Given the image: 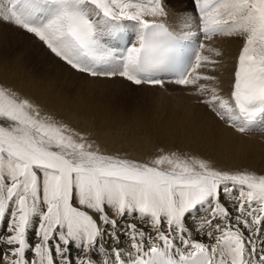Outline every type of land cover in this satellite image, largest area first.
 Listing matches in <instances>:
<instances>
[{
    "label": "snow or ice",
    "instance_id": "1",
    "mask_svg": "<svg viewBox=\"0 0 264 264\" xmlns=\"http://www.w3.org/2000/svg\"><path fill=\"white\" fill-rule=\"evenodd\" d=\"M185 10L171 15L186 20ZM197 10V39H243L229 96L200 84L199 103L236 132L250 131L264 121V0H194ZM148 15L169 16L164 0H0V19L36 36L78 73L138 86L163 85L169 73L177 85L216 80L190 79L202 61H216L196 51L185 66L188 37ZM125 20L139 25L138 40L117 47ZM89 149L68 125L0 85V221L7 226L0 264H96L95 249L107 257L103 264H264V175L175 153L150 166ZM128 217L140 223L125 227ZM201 233L215 243L201 242Z\"/></svg>",
    "mask_w": 264,
    "mask_h": 264
},
{
    "label": "bare ground",
    "instance_id": "2",
    "mask_svg": "<svg viewBox=\"0 0 264 264\" xmlns=\"http://www.w3.org/2000/svg\"><path fill=\"white\" fill-rule=\"evenodd\" d=\"M177 7L186 9L185 11L180 13L182 17L187 18L186 20L177 21L176 18L171 15L176 11ZM191 10V4L189 5L187 2L179 3L173 7L167 6V13H169V16L163 18L145 16V19L149 21H165L175 31L179 32L187 20L190 21L192 18H194V23L191 24L188 29L183 31V34H185L186 36H192L193 34L195 35L199 29L197 27L198 19L195 17ZM122 25L123 27H127L131 34L134 33L136 28H139V25L135 21L125 20L122 21ZM215 38H213V41H211V45L215 50H218L221 55L215 56L216 63L214 64H204L205 61H202L201 67L195 69L194 77L197 75L200 76V70L202 69L203 65H205L207 66V68H210L206 71L207 76H214L216 77V80L209 81L205 79H199L195 84L194 90L191 87L187 89V87H183L172 82L166 83L162 87L149 86L144 84L140 85L147 88L158 89L159 92L169 91L168 88H171L174 93L177 92L184 95L181 96V101H175L183 105L184 108H182L181 113L179 114L177 111L174 112L173 108H167V106H163V102L160 101L159 104H156L154 106V111H151L150 114L144 115L137 112L143 116V119L138 118V120L134 122L132 126L136 128L147 125L154 126L156 132L161 134L160 136L165 137L166 139H171L170 137L172 136L169 137V134L177 129L179 135L182 136L183 139H177L174 136L176 139L172 137L173 139L171 140L179 141V143H181L180 148L190 149L187 151L194 154L205 153L214 156L217 160H224V156L228 148H230L233 152L241 151L244 148V160L240 164L243 165L241 167V172H250L256 175H264V153L260 152L264 149L259 148L260 151L258 152L256 150L258 146L254 144L256 143V140L253 139V137L255 138V136L259 135H256V132L252 133L251 135H243L241 133H238L229 128L225 123L219 121L218 118L215 117L214 114H212L203 105L197 104L196 100L200 99L197 94V89L199 88L200 84L217 87L220 91H222L223 94L229 93V90L232 86L233 75L235 71V64L233 65V59L236 60L238 57H235L234 55H236L238 51L236 49L238 47L237 45H239V42L235 40V37H221L217 39ZM207 42L209 41L203 39V43L207 46L205 49H201V54L203 56L205 55L204 53H206V50L210 48V45L206 44ZM42 44L43 43L40 42L39 39L37 40L34 36H32V34L25 32L17 26H13L11 24L4 25L0 20V79L6 82L5 85L9 81H11V83H14L12 82V79H14L13 81H15V84H22L29 90L37 93V96L45 99L47 103L43 104V106L46 105L48 108H43L40 105L42 108L41 110H51V108L57 109L58 111L62 110L68 115L72 122L77 121L76 119L82 118L85 120L80 119L78 121L81 122L83 126L88 125L89 122L86 121V119L88 120L89 117H92V115L87 114V108H105L106 105L101 104L97 100L91 99L90 95L84 91L85 93L77 95L73 101V104L69 106L61 102L60 98L58 97L59 95L57 96V93L60 91L66 92L65 88L69 87L68 84H71V82L76 83L75 81L81 79H84L88 82L87 86H89L91 83H115L117 85L125 81L126 79L119 76L95 78L85 77V75L83 76L81 73H78L77 71L71 69L70 66H68L65 62L52 54L47 49V47ZM29 59L33 60L32 62H34L35 64L32 65L29 62ZM43 69H45V71H43ZM22 72L25 74H23L24 76L22 75ZM204 76L205 75H201V77ZM127 82L129 83L128 85L131 86L132 83L130 84L129 81ZM56 87H59V89H53ZM18 89L19 88L16 87L14 91H19ZM188 90H192V92L187 93L189 92ZM47 97H49V99ZM190 100L194 104H191ZM195 106H197L198 109L192 108ZM201 109H204L203 112L206 114H204ZM163 111L167 116H164L162 114ZM147 117L149 118L147 119ZM207 119H210L212 121L213 128L219 133V136H214L211 131H205ZM250 137L255 142H252V140L249 139ZM245 151H247L248 153H245ZM132 154L135 153H131V155ZM133 157L138 158L137 155ZM192 158L202 157L199 155H192ZM138 162L145 163L141 160H139ZM227 172L236 173V171ZM201 212L203 213V209L201 210ZM125 220L121 221L123 225L125 224ZM136 220H138V218H136ZM138 221L134 222L140 223ZM145 227H147L146 224ZM6 232V221H0V235L6 234ZM148 232L152 235V237H155V232L153 229L148 228ZM29 238L35 241V233L30 231ZM193 238L197 237L194 236ZM198 239L206 244L215 243L214 239L205 237L203 233L199 235ZM122 242H129V239L126 235H122ZM151 242V240H148L149 245L151 244ZM124 247L125 246H123L125 253V249L127 248ZM29 255L31 256L32 253L29 252ZM71 255L73 258L78 255V252L75 248L72 249Z\"/></svg>",
    "mask_w": 264,
    "mask_h": 264
},
{
    "label": "rangeland",
    "instance_id": "3",
    "mask_svg": "<svg viewBox=\"0 0 264 264\" xmlns=\"http://www.w3.org/2000/svg\"><path fill=\"white\" fill-rule=\"evenodd\" d=\"M164 1H166L167 6H170V7H173L179 3H185V2H187L189 5L191 4L189 2L191 0H173V4H168L167 0H164ZM167 6H166V12H167ZM148 16H151V15H148ZM155 17L163 18L166 16H155ZM193 23H194V18H192L190 21L187 20L184 23L181 30L184 31L188 29L189 26ZM3 24L10 25L11 23L10 24L3 23ZM221 37H226V36H220L217 38H221ZM235 40L239 42V45H237L238 47L236 49L238 51L236 55H234L235 57H237L239 56V53L243 47V39L235 37ZM206 44H209L210 48L214 49L211 45V41L207 42ZM204 54H205L204 56H207L209 58V61H216L215 59L216 54L214 51H209L207 49L206 53ZM30 60L31 59H29V62L32 65H34L35 63L32 62L33 60L31 61ZM236 60H238V57ZM236 60L233 59V65L235 64V68L237 65ZM208 63H209L208 61H205L204 64H208ZM209 69L210 68H207V66L203 65L202 69L200 70V76L201 75L207 76L206 71ZM43 71H45V69H43ZM23 74L24 73L22 72V75ZM82 75L84 76V74ZM85 77H88V76L85 75ZM13 80L14 79H12V82L14 83H11V81H9L5 85L6 82L0 79V85H4L12 91H14V89L17 87L19 88L18 89L19 91H14V92L18 96H20L21 98H28L29 100L37 104L40 107V109H42L41 106L43 108H48L46 105L43 106V104L47 103L45 99L37 96L36 95L37 93H34L33 91L29 90L24 85L19 84V83L15 84V81ZM75 82L76 83L71 82L72 85L68 84L69 87L65 88L66 92L60 91L61 94L60 92L57 93V96L59 95L58 97L60 98L62 103H65L66 105L70 106L73 104V101L77 95H80L86 92L90 95L91 99L97 100L101 104H105L106 105L105 108H98V107L97 109L87 108V114L92 115V117H89L90 120L86 119V121L89 122L88 125L86 126H83L82 123L78 121L80 119L81 120H85V119L80 118V119H76L77 121L72 122L71 119L68 117V115L62 110L58 111L57 109H53V108H51V110L43 109L42 116L51 117L57 122L68 125V127L72 130L74 134H79V136H83L84 140L88 144H91V149L100 150V151H104V152H108L112 154L124 155L125 157L127 156L133 157L137 155L139 159H145L146 156H152L155 159H157L159 158V156H165V155L171 156L173 153L175 154L179 153L183 157L185 156V154L187 155V157H192V155H199L202 158L208 160L217 170L236 171V172L242 171L241 167L243 165H240V164L244 160V148L241 151H236V152H233L231 151L230 148H228L226 150L224 160H217L214 156H211L205 153L194 154V153H190L187 151L190 149L180 148L181 143H179V141L171 140L173 138L183 139V137L179 135L177 129H175L173 132L169 134V137L172 136L173 138L170 137L171 139H166L165 137L160 136L161 134L156 132V130L154 129V126L147 125V126H140L139 128L132 126L134 122L138 120V118L143 119V116L139 113H142L144 115L150 114L151 111H154V108H155L154 106L156 104H159L160 101L163 102V106H167V108L171 107L173 108L174 112L177 111L180 114L184 106L179 104V102H175V101H181L182 99L181 96H184V95L179 94L177 92L174 93V91L171 88H168L169 91L159 92L158 89L147 88V87H143L140 85L138 86V85L131 84V83H130L131 84L130 86L128 85L129 83L126 80L117 85L115 83H106V84L91 83L89 86H87L88 82L84 79H81ZM189 88L190 87H188L187 89ZM53 89H59V87H56ZM188 91L189 92L187 93L192 92V90H188ZM230 91H231V88L229 90V93L223 94L222 91H220L221 92L220 94L227 98L230 94ZM21 92H24V93H21ZM47 98L49 99V97ZM196 101H197V104L201 105L199 103V100H196ZM190 103L194 104L191 102V100H190ZM192 108L198 109L197 106L192 107ZM201 110L202 112L204 111V109H201ZM162 114L164 116H167L164 113V111L162 112ZM148 118L149 117H147V119ZM257 123L258 124H256L252 128L253 131H249V132L247 131L241 134L251 135L252 133L256 132L255 134L259 136H255V138L253 137V139L256 140V143L254 144L258 146L256 150L259 152L260 149H264L263 147L264 145V121H258ZM205 131H211V133H213L214 136L216 137L219 136V133L213 128V123L210 119H207ZM77 139H78V136H77ZM249 139H251L252 142H255L251 137ZM260 152L264 153V150H261ZM131 153H135V154L131 155ZM245 153H248V152L245 151ZM126 219H130L131 220L130 223L134 221H138L136 220V218H132V217H128ZM122 245L125 246L124 248H127L125 249L124 255L129 254L128 249L130 247V243L122 242ZM92 259L94 260V262L103 264V261L106 260L107 257L104 256L102 250L95 249L92 252Z\"/></svg>",
    "mask_w": 264,
    "mask_h": 264
}]
</instances>
